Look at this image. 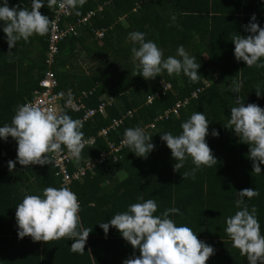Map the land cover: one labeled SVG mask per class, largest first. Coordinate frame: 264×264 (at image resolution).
I'll return each mask as SVG.
<instances>
[{
  "label": "trees",
  "instance_id": "16d2710c",
  "mask_svg": "<svg viewBox=\"0 0 264 264\" xmlns=\"http://www.w3.org/2000/svg\"><path fill=\"white\" fill-rule=\"evenodd\" d=\"M3 2L0 0V6ZM31 3L32 0H8L9 7L18 9L31 10ZM55 8L49 9L44 0L40 12L51 20ZM89 11L96 12L90 23L59 45L52 68L59 82L56 91L64 93L62 105L69 90L74 100L81 99L87 108H97L109 97L114 98V103L107 107L106 115L98 114L83 124L84 139L94 137L95 143L84 147L82 158L79 162L74 160L70 170L99 156L108 142L119 143L128 128L155 124L153 130L146 132L155 148L144 158L126 146L117 159L98 166L94 174L72 185L80 204L81 227L92 228L85 252L74 253L70 248L74 241L67 237L47 243L18 237L16 206L26 195L43 198L44 188H61L62 183L52 163L22 166L17 161V142L12 137L0 138V264H123L126 259L139 256V249H134L114 227L110 226L105 234L99 223L127 211L133 203L143 202L139 197L156 201V216L168 208H178L182 215L170 214L169 218L177 226L192 228L199 240L214 248L206 264H248L247 257L233 247L225 231L226 220L240 210L235 203L240 199L238 192L256 189L258 196L243 199L249 210L253 206L257 209L264 235V164L260 165V174L253 172L250 146L226 126L231 108L238 106L237 98L245 106L255 103L264 108V68L237 61L232 42L234 35L251 34L244 26L253 15L264 28V0H86L83 6L72 8V15L62 24L76 22ZM172 16L176 17L175 23ZM5 26L0 21V127L10 125L17 107L41 90L50 35V29L43 36L34 34L27 42L21 39L9 49ZM96 30H104V36L99 38ZM133 31L144 33L146 41L156 43L165 59H180L177 49L183 45L200 64V79L193 82L182 72L169 75L166 70L150 80L135 75L139 70L133 63L131 48L139 45L127 40ZM259 63H264V57ZM83 64H89V69ZM22 71L33 74V84L24 92L21 82L25 78L19 77ZM233 80L242 81L239 93L232 91ZM168 83L172 88L165 91L164 84ZM256 90L261 93L259 96ZM83 92L88 95L83 96ZM156 93L160 96L149 104L148 96ZM185 99L190 101L179 109V114L170 112ZM128 111L133 112V117L124 125L106 137L99 135ZM64 112L73 119L82 115L70 108ZM194 112L203 113L209 121L205 139L218 163L201 166L194 179H184L182 174L195 167L192 158L187 157L183 167L174 171L176 161L161 135H180L181 124ZM213 130L219 135L213 136ZM9 160L16 161L11 172Z\"/></svg>",
  "mask_w": 264,
  "mask_h": 264
},
{
  "label": "clouds",
  "instance_id": "9594fccd",
  "mask_svg": "<svg viewBox=\"0 0 264 264\" xmlns=\"http://www.w3.org/2000/svg\"><path fill=\"white\" fill-rule=\"evenodd\" d=\"M85 2L86 0H47V6L49 9L58 6L63 10L83 6ZM43 6L44 0H32L31 10L18 9V6L9 7L8 0H4L3 6H0V21H4L6 25L3 32L7 36L9 49L21 39L27 42L32 35L43 36L49 32L50 27L56 26L55 20L41 14ZM171 20L175 23L176 17L172 16ZM244 27L251 34L232 37L234 56L237 61L246 62L248 67L264 68V63H259L264 57V28L256 22L255 15ZM127 40L133 45H139L131 48L133 63L139 70L135 75H142L145 80H150L166 70L169 75L182 72L193 82L200 79V64L186 52L183 45L177 49L180 59L174 56L165 59L156 43L145 40L144 33L133 31L129 33ZM231 83L232 91L239 93L242 81L233 80ZM256 93L258 96L261 94L258 90ZM60 95L63 97L64 93ZM73 103L74 97L69 90L66 106H72ZM236 104L238 106L231 108L226 127L250 146L249 156L254 161L253 172L260 174V165L264 164V108L255 103L245 106L239 98ZM208 126L206 116L201 112H194L181 124L180 135L174 136L171 132L161 135V140L166 142L176 161L174 171L183 167L187 157L192 158L195 167L191 172L182 174L184 179L189 176L194 179L201 166L212 167L218 163L206 143ZM82 127L81 120L73 119L63 110L58 111L55 107H44L38 103H25L17 107L10 125L0 127V138L7 140L12 137L17 142V161L25 167L51 164L54 156L62 152V145L79 162L82 150L89 143L84 139ZM212 135L218 136L219 132L213 130ZM151 139L142 128L135 127L125 130L122 143L131 147L137 156L146 158L155 148ZM50 153L54 155L49 156ZM15 166L16 161H8L10 172ZM238 194L240 199L235 203L240 210L227 218L225 231L231 238L233 247L247 257L248 264H264V235H261L257 209L253 206L249 210L243 199L256 197L259 192L246 188ZM138 199L143 202L133 203L127 211L115 214L108 222L99 223L105 234L110 226L114 227L134 249H139V256L128 258L123 264H206L214 254V248L199 240L192 228L177 226L169 218L170 214L182 215L178 208H168L162 215L156 216L155 200H144L143 197ZM79 211L77 195L67 187H46L43 198L39 195H26L16 206L18 237L23 239L28 236L34 242L46 243L67 237L74 241L70 246L71 251L83 253L92 228L81 227Z\"/></svg>",
  "mask_w": 264,
  "mask_h": 264
},
{
  "label": "built area",
  "instance_id": "2783aa9c",
  "mask_svg": "<svg viewBox=\"0 0 264 264\" xmlns=\"http://www.w3.org/2000/svg\"><path fill=\"white\" fill-rule=\"evenodd\" d=\"M95 14V11H89L85 16L78 19L76 22L67 23L63 25L62 23H64V19L72 15V8H65L61 10L58 6H56L51 16V20H55L56 26L54 28L50 27V35L48 37L49 44L46 53L47 59L45 60L46 69L43 72V76L40 80L41 90L39 92H35L34 97L31 100H28L26 103H38L44 107L52 106L55 107L58 111H64L66 108H70L74 112H79L82 114L81 117L78 118V120L82 121V124L86 123L89 119L95 117L98 114L106 115L107 107L114 103L113 97H109L106 100L102 101L97 108H87L82 103L81 99L74 100L72 106H66V103L62 105L61 95L56 91L59 82L56 73L52 69L55 63V58L59 53L60 43L64 41V39L67 38L69 35H76L78 31H80V28H83L84 26L90 23L91 19L95 16ZM96 35L99 38H102L104 36V30H96ZM171 88L172 85L170 83L164 84L165 91ZM87 95L88 94L86 92H83V96ZM159 96V93L148 96V103L151 104L154 99ZM189 101V99H185L184 102H178L170 112L179 114V109L186 106ZM170 112H167L165 116L168 117ZM132 117L133 112L128 111L122 116L121 119L114 120L113 124L110 127L104 128L99 135L106 137L110 131L118 129V127L124 125V122L128 118ZM160 118L162 119L163 117ZM154 127L155 124H151L144 126L142 129L146 133L147 130L151 131L153 130L151 128ZM149 131L147 133H149ZM85 140L89 141V143L86 145H93L95 143L94 137ZM122 141L123 139L119 143L108 142L107 149H104L99 154V156L88 158L84 161L81 166H75L74 170H70V168L74 165L73 162L75 158H73L69 154L68 150H66L65 147L62 145V152L58 156H54L52 162L53 168L56 172V177L60 179L62 187H67L73 192L72 185L75 182L84 180L89 174H94L98 166L104 165L110 160L117 159L118 156H120L122 150L127 146L124 145ZM53 155L54 154H51V156Z\"/></svg>",
  "mask_w": 264,
  "mask_h": 264
},
{
  "label": "crops",
  "instance_id": "0c3cea01",
  "mask_svg": "<svg viewBox=\"0 0 264 264\" xmlns=\"http://www.w3.org/2000/svg\"><path fill=\"white\" fill-rule=\"evenodd\" d=\"M52 16V15H51ZM84 66H87V68H88V66H89V64L88 65H86V64H83ZM26 66V65H25ZM20 68V67H19ZM22 70H23V68H21ZM20 73H21V71H19ZM23 72V71H22ZM35 74V73H34ZM26 75V72H25V74H24V72H23V74L22 75H20L19 77H23V78H25V79H27V80H25V79H23L22 80V82H21V91H25V90H28L31 86H32V84H33V82H31L32 80H33V74L32 75H30V74H28L27 73V75ZM25 76V77H24ZM31 80V81H30ZM35 93V92H34ZM33 93V97H34V94ZM32 97V98H33ZM29 100V99H28ZM27 100V101H28ZM83 180H81V181H78V182H82Z\"/></svg>",
  "mask_w": 264,
  "mask_h": 264
},
{
  "label": "rangeland",
  "instance_id": "374dc122",
  "mask_svg": "<svg viewBox=\"0 0 264 264\" xmlns=\"http://www.w3.org/2000/svg\"><path fill=\"white\" fill-rule=\"evenodd\" d=\"M84 68L86 69V70H88L89 68H87V66H84Z\"/></svg>",
  "mask_w": 264,
  "mask_h": 264
}]
</instances>
